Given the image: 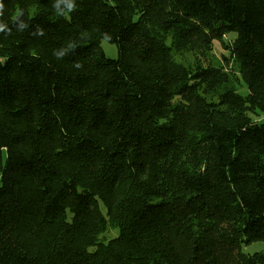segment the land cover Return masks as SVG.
<instances>
[{"label":"trees","instance_id":"obj_1","mask_svg":"<svg viewBox=\"0 0 264 264\" xmlns=\"http://www.w3.org/2000/svg\"><path fill=\"white\" fill-rule=\"evenodd\" d=\"M258 113L264 0H0V264H264Z\"/></svg>","mask_w":264,"mask_h":264},{"label":"rangeland","instance_id":"obj_2","mask_svg":"<svg viewBox=\"0 0 264 264\" xmlns=\"http://www.w3.org/2000/svg\"><path fill=\"white\" fill-rule=\"evenodd\" d=\"M108 1H110V0H108ZM234 39H235L234 34H227L226 36H223L220 41L214 40L212 42V46H211L212 49H211L210 55L208 57L211 65H213L215 67H220L222 65L225 66L223 59L224 58L228 59L230 57L229 56L230 53L228 50H226L222 46V44L223 45L225 44L227 47H230V45L233 43ZM101 49L107 58L116 59L117 48L115 46L110 45L107 42L103 41L101 43ZM178 59H179V57H178ZM183 59H184V61H186L190 65L199 64L202 61H203L204 65H207L204 58L203 59L198 58V62H197V60L193 54H186ZM227 70H228V68H227ZM231 82L233 85H235V88L239 94H241V95L247 94L246 87L242 84V82L239 79L237 74L232 77ZM251 119L257 123H264V113H258L257 115H252ZM117 235H118V232L116 230L107 229V231L103 234V236L101 238L106 242V241H109V240L115 238ZM263 249H264V244L256 243V244H253V245L248 246L246 248H243V251H244L245 255H252L256 252L262 251Z\"/></svg>","mask_w":264,"mask_h":264}]
</instances>
